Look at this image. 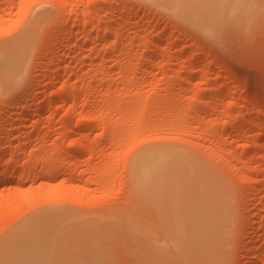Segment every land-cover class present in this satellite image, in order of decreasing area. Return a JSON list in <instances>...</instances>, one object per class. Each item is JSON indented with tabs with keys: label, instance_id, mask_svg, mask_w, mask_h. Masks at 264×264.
<instances>
[{
	"label": "rangeland",
	"instance_id": "1",
	"mask_svg": "<svg viewBox=\"0 0 264 264\" xmlns=\"http://www.w3.org/2000/svg\"><path fill=\"white\" fill-rule=\"evenodd\" d=\"M111 1L0 0V51L34 36L22 73L0 76V251L43 213L40 264H264L252 190L264 180V0L243 26L214 31L176 3ZM155 145L214 174L212 203L226 214L208 243V207L205 245L191 240L210 260L192 244L178 251L167 207L133 181L134 157ZM185 184L178 202L207 195Z\"/></svg>",
	"mask_w": 264,
	"mask_h": 264
},
{
	"label": "bare ground",
	"instance_id": "2",
	"mask_svg": "<svg viewBox=\"0 0 264 264\" xmlns=\"http://www.w3.org/2000/svg\"><path fill=\"white\" fill-rule=\"evenodd\" d=\"M164 1H166V2L168 1L169 4H171V5L174 4V7L177 4V7H175V8H179L178 11H176L177 9L175 10V8L171 7L168 3H167L166 6H170V8L175 10L177 13L181 12L183 16H186V14L193 15L191 18L189 17L190 20L192 19L196 24H198V27L199 26L201 27V28L199 27V29L203 28L205 30L208 29L209 31H212V30L214 31V29L216 27L222 26L223 24H225L227 22H229V23L231 22L232 25L235 26V27L237 26V28L241 27V26H243L242 24H244V22L247 20V18L249 16V14L251 13V11L254 9L253 8V4L254 3H253L252 0H164ZM115 5H116V1L112 0L110 2V7H113ZM254 7H257V6H254ZM101 8H102V6H101ZM113 8H115V7H113ZM190 9H192V11H193V9H195V10L193 11V13L191 12V14H190V13H188ZM196 9H197V11L199 13V14H197V16L194 14V13L197 12ZM99 10H100V8H99ZM181 13H179V16H181ZM108 14H111V13H108ZM186 17H188V16H186ZM189 18H188V21H190ZM35 19H37V17ZM34 24L36 26L37 23H35V21H34ZM201 24H205L206 28L202 27L203 25H201ZM32 25L33 24H31V26ZM192 25H194V24H192ZM210 26H211V28H209ZM212 26H213V28H212ZM32 28H33V26H32ZM34 28H36V27H34ZM25 33L27 34L28 32H25ZM29 34H31V33H29ZM23 36L26 38L25 40H27V37L24 35V33H23ZM29 37H30V35H29ZM31 37L28 38L31 41L28 40V41H25V42H28L29 44H30V42L32 43L34 36H32V34H31ZM88 37L89 36L86 35L85 39H87ZM18 40L21 41V38H19ZM23 41H24V39H23ZM25 42H23L21 44L19 43L18 45H15L13 48H9L7 50L0 51V54H1V56H0V59H1L0 60V76L4 77V75H6L8 77V75H10V78H11L12 75L17 74L16 73L17 71H19L18 73H20L23 70L24 64L26 63V61L24 63V60H27L26 59V57H28L27 53L29 54V51H30L29 49H27L29 46L27 47L28 44H26ZM25 45H26L27 48L25 47ZM10 46H12V45H10ZM6 48H8V47L6 46ZM29 48H32V46L29 47ZM0 50H2V49H0ZM30 53H31V51H30ZM2 74H4V75H2ZM16 76H19V74L15 75L14 77H16ZM3 77L1 79H5V77L4 78ZM8 78H7V80H10V81L12 80V79H8ZM17 78L20 79L19 77H17ZM18 79H17V81H18ZM3 82H4V80H3ZM3 82H2V84H4ZM13 83H16L15 80L13 81ZM8 85H10V84H8ZM67 91H68V89H67ZM66 94H67V92H66ZM163 147L164 146L156 147V145H155V147L154 146H150V149L148 147V148L143 149L144 151L143 150L140 151V152L138 151L139 154L138 155L136 154L137 157L135 156L134 157L135 159L133 160L134 161L133 174H132V176H134V178L132 177L133 181L135 179V180H137L138 184L140 182L139 186L140 185L141 186L145 185V184L143 185L141 182L148 183L147 185H145L146 188H147V186H148V188H147L148 190H149L150 187L152 188V189L150 188L149 193H150V191H152L151 193H153V194H151V195L152 196L154 195L155 196V197L153 196L154 199H156L157 202L158 201L160 202V203L158 202V204H164L167 207L169 213L166 216L167 220L165 218V223H167V225L169 227L168 229L174 235V240H175V243H176L174 245L177 246L178 251H180V249H181V251H182V249L185 250V251L186 250L189 251V247H191L190 245L193 242L198 243V245L196 243H193V244H196L195 246H197V249L201 250L200 248L202 246H200V245L201 244L203 245L204 243L201 242L200 240H201V238H204V236L202 237V235H203L204 231L206 230V224L205 223H206V220L208 219V213L206 211H208V207L209 208L212 207V210L211 209L209 210L211 212H213V210L215 209V211H214L215 213L213 212L214 213L213 214V213L209 212V215L210 214L213 215V217H211V219L214 222L211 220L212 222H211V226L210 227H212V229L211 230L209 229L210 232H208V233L206 232L207 236H208L207 238H209V237L211 238V236H212L211 234L213 233L212 230H214V228L217 226L215 221L217 222V220H218L217 223H221V222H219V221L222 220L221 217L225 216V214H226V213L222 214V212H225V211L222 210L225 207L223 206V208H222V204L220 202L218 204L216 202V206L220 204L219 207H218V210H216L217 207H215V203H212L213 201H215V199H213V201H212V198L215 196V195H213V194H215V189L211 185V183L215 182V181H212V180L215 179L214 177H212L214 174L213 175L210 174L209 172H207L206 169L199 167V165H198V167L194 166V168H193L192 164H194L196 161H193L191 163V159H193L192 157H190V158L186 157L188 159L187 160L184 157L185 155L183 156L180 153H178L179 156L184 157L186 159L187 162L184 161V158H182L183 161L186 163L185 165H187V166L180 165V163L178 161L179 158H177V162L178 163L174 162V159H175V157L173 158L174 155L172 157L169 156L170 149L169 150L167 148L165 149L166 146L164 148ZM175 154H176L175 156L177 157L178 156L177 155V151L175 152ZM194 159H195V157H194ZM180 160H181V158H180ZM196 164L197 163H195L194 165H196ZM188 165H189V167H188ZM60 173H61V176H62V174H64L62 172H60ZM58 175L60 176V174H58ZM253 179H252V181H254L253 183H255V184L253 185L254 187H253L252 190L255 192L254 194H257V195L260 194V200L262 202H264V190H263L264 188L261 186L263 184L262 183L263 179L261 177L260 178L256 177L254 180ZM188 181H192V183L194 182L196 184H201V185L205 186V188H206L205 189L206 190L205 194H207L208 196L205 195L206 198L204 196V197H202L200 199H195V201H193V202H191L192 201L191 198H189L191 200V201H189V199H186L188 197H184L185 200H183V198H182L181 200L179 199V202H178V197L179 198L182 197V196L181 197L179 196L180 195L179 192L184 187L183 184L186 185L185 184L186 182H187V186H189L188 185ZM134 182L136 183V181H134ZM182 191H184V190L182 189ZM208 192L210 194H208ZM182 195H184V194H182ZM211 195L213 196L212 198H211ZM216 198H218V196ZM207 199H210V201H208ZM203 201H205V202H203ZM207 201L209 202V206H208V204H205V203H208ZM158 207H163V206L161 205V206H158ZM219 209H220L221 214H220V216H217V220H216L215 216L219 215ZM216 211H218V214L216 213ZM57 213L59 214L61 212H57ZM53 214H54V216H56L55 212ZM53 214L50 217H54ZM40 216H44L45 217V215H43V213ZM44 217H42L40 219L41 221L35 220L37 222H34V223L26 226L24 229H22V231L20 233L22 235L21 237L12 239L9 242L5 243V245H3L4 247L0 251V264H40V260H41L40 258L45 254L43 251L45 250L46 245H44V244L47 243L43 239H38V236H39V233H40V229L43 226V221L42 220L45 219ZM47 217L48 216H46V219H48ZM209 219H210V216H209ZM52 221L53 220H51V222H50L51 224H52ZM54 222L56 224L57 220L55 219ZM40 223H42V225H40ZM51 224H50V226H51ZM212 224H214V225H212ZM50 226L48 228H51L49 230L53 232L55 227L53 228V226L52 227H50ZM49 233H50L49 236H52V233L51 232H49ZM209 233H210V235H208ZM45 235H47V237H48V234H45ZM39 238H40V236H39ZM49 238H51V240H52V238L54 239L56 237H49ZM213 238H215V237H213ZM204 240H205V238H204ZM199 241L201 243H199ZM212 241H214V239L208 241V243L212 242ZM260 241H261V239H260ZM262 241H263V239H262ZM249 243L250 242H248V244ZM60 244L58 243V246ZM193 244H192V246H194ZM261 244H262V242H261ZM47 245H49V244L47 243ZM188 245H189V247H187ZM195 246H194V250L196 249ZM207 246H206V248H207ZM212 246H209L210 249L207 248L208 252L211 251L208 254H211L212 251L214 252V250H213L214 246H213V248H212ZM261 246H263V245H261ZM185 247H187V249H185ZM93 248L96 249L95 247H93ZM206 248L203 247L202 249L206 250ZM58 249L60 250V248H58ZM197 249H196V252H198ZM47 250H48V248H47ZM97 250H98V248H97ZM174 250H176V248ZM194 250L190 251V252H194ZM202 252H203V254L205 253V255H207L206 251H202ZM57 253H59V252L57 251ZM195 253H191L192 257H193V260L195 258L194 257ZM198 253H200V257L199 258L205 256L203 254L201 255L200 251ZM198 253H196V254H198ZM165 254L168 255V253H165ZM176 254H179V253H174L173 255L175 256ZM181 254H180V257H184V255H185L186 257L184 259H185V261H187V259L189 258V253L187 252L184 255H183V253H181ZM60 255H61V253H60ZM85 255L87 256L86 253H85ZM101 256L103 257V253L101 254ZM101 256L99 255V257H101ZM209 256L211 257V255H209ZM209 256L207 255L205 259H207V257H208V259L210 260L211 258H209ZM196 257H198V256H196ZM45 259H44V262L46 263L47 261H45ZM176 260L179 261V263L180 262L182 263L180 258L179 259H175V261ZM215 260H210L211 261L210 264L213 263V261L215 263ZM55 261L56 260H54L50 264H52V263L55 264L54 263ZM58 261L62 262L60 260H58ZM44 262H42V263H44ZM96 263L99 264L98 262H96ZM92 264H93V262H92Z\"/></svg>",
	"mask_w": 264,
	"mask_h": 264
}]
</instances>
